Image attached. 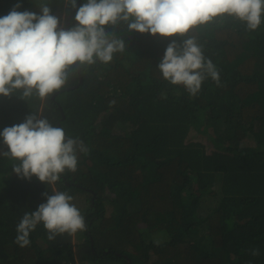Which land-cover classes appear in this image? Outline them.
I'll return each mask as SVG.
<instances>
[{
    "label": "trees",
    "instance_id": "obj_1",
    "mask_svg": "<svg viewBox=\"0 0 264 264\" xmlns=\"http://www.w3.org/2000/svg\"><path fill=\"white\" fill-rule=\"evenodd\" d=\"M17 3L37 14L46 4L63 28L73 8L69 0H0V17ZM106 30L124 50L70 68L54 98L0 95V132L38 112L88 149L51 185L18 176L19 161L0 155V264H264V16L249 30L225 14L185 37L129 32L124 22ZM188 36L219 73V83L206 74L195 95L157 67L168 44ZM78 74L82 84L63 90ZM215 120L209 146L189 139ZM54 190L73 197L86 228L49 240L40 223L20 247L22 216Z\"/></svg>",
    "mask_w": 264,
    "mask_h": 264
},
{
    "label": "clouds",
    "instance_id": "obj_2",
    "mask_svg": "<svg viewBox=\"0 0 264 264\" xmlns=\"http://www.w3.org/2000/svg\"><path fill=\"white\" fill-rule=\"evenodd\" d=\"M69 3L76 8V0ZM20 7L17 3L0 17V95L22 89V97L35 94L42 100L66 84L70 68L97 59L110 62L114 52L124 50L125 41L108 32V25L124 22L129 32L185 37L196 26L225 14L246 22L249 30H256L264 16V0H86L76 11L78 23L64 29L46 4H40V14L17 11ZM157 67L164 79L183 85L192 95L200 90L206 74L219 83L218 71L211 60H205L195 36L181 44L172 40ZM0 136L7 146L0 155L19 161L13 171L29 180L36 176L48 185L66 169L75 172L77 150H88L83 141L66 138L62 127L40 118L38 112L18 125L5 127ZM43 195L46 202L26 212L17 225L15 243L20 247L30 244V232L40 223L49 240L86 228L67 192L54 190L52 195ZM258 254V249L252 250V255Z\"/></svg>",
    "mask_w": 264,
    "mask_h": 264
},
{
    "label": "rangeland",
    "instance_id": "obj_3",
    "mask_svg": "<svg viewBox=\"0 0 264 264\" xmlns=\"http://www.w3.org/2000/svg\"><path fill=\"white\" fill-rule=\"evenodd\" d=\"M218 121L219 120H215L214 122H212V123H210V124H208L207 126H206V129H205V131L207 132L206 134H204V133H199V132H196V131H192L190 134H189V139H191V140H193V141H199V142H201V143H204L205 145H207V146H209V144H208V142H207V134H208V132H213L214 134L216 133L215 131V127H216V125H217V123H218ZM92 198H93V196H92ZM81 215H82V210H81Z\"/></svg>",
    "mask_w": 264,
    "mask_h": 264
},
{
    "label": "water",
    "instance_id": "obj_4",
    "mask_svg": "<svg viewBox=\"0 0 264 264\" xmlns=\"http://www.w3.org/2000/svg\"><path fill=\"white\" fill-rule=\"evenodd\" d=\"M79 2L80 0H77L76 1V8L77 6L79 5ZM76 8H72V10L69 12L67 18L65 19V25H64V29H67L68 25H69V21L73 15V11L76 9ZM76 68H78V65H76ZM79 84H82V78H81V75L78 74V83H76L75 85H72V86H68L66 88H63V90H70V89H75ZM58 92H55L53 95H52V98H54V96L57 94ZM59 107V106H58ZM60 108V107H59ZM61 114H62V118L64 117L62 111H61ZM57 127H60V124L59 122L57 123ZM67 138V137H66ZM93 197H95V195H93ZM93 200V198H92ZM93 250V249H92ZM127 264H130V261L128 260Z\"/></svg>",
    "mask_w": 264,
    "mask_h": 264
}]
</instances>
